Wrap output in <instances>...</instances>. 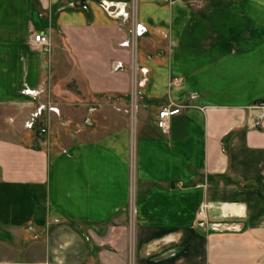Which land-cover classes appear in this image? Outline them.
Instances as JSON below:
<instances>
[{
  "label": "crops",
  "instance_id": "obj_1",
  "mask_svg": "<svg viewBox=\"0 0 264 264\" xmlns=\"http://www.w3.org/2000/svg\"><path fill=\"white\" fill-rule=\"evenodd\" d=\"M261 99L264 0H0V105L97 107L0 136V264H264Z\"/></svg>",
  "mask_w": 264,
  "mask_h": 264
},
{
  "label": "rangeland",
  "instance_id": "obj_2",
  "mask_svg": "<svg viewBox=\"0 0 264 264\" xmlns=\"http://www.w3.org/2000/svg\"><path fill=\"white\" fill-rule=\"evenodd\" d=\"M33 39V37H32ZM42 50V49H41ZM47 51L46 53H48ZM70 85V84H69ZM61 88L63 89V86L65 85H60ZM59 86V87H60ZM66 88L72 89L73 93L77 94V86H73L71 84L70 86H65ZM59 91V90H58ZM62 102V101H60ZM55 104L53 106H50L49 111L51 112V116L47 117V114H44V110L46 107L44 106V109H40L42 111V114L40 111L38 112L40 115H38L36 118H33V115L28 116L26 115L24 117V112H27L26 107L23 108V110L20 107L16 106H1L0 105V136L1 137H9V138H18L22 133H21V125H23L24 129H30L28 127V122L30 126L32 123H35L37 126L40 127V132L36 134L40 136V138L49 136L47 129H49L51 126L54 127L56 126V132H50V135L54 138H57V144L58 145H63L66 142H69V137L68 134H70L68 131L71 128H73V133L75 135V139L81 138V136L87 135V133L84 134L78 133L77 130L83 125L86 124L87 121L95 123L97 122V118L93 116V112L96 110V105H93V102L89 101H71V102H66L65 104V110L63 107L59 106V101L54 102ZM64 103V102H62ZM82 103V104H80ZM96 104V103H95ZM136 100H135V95H133V99H129V101L126 102V106H118L115 108L119 110L120 112H123L126 114L131 122V124L134 123L136 119ZM60 108V109H59ZM62 108V109H61ZM54 115V116H53ZM50 118V119H49ZM49 123V124H48ZM67 125L68 129L65 127ZM12 129L13 131H5L6 129ZM65 128V129H64ZM23 129V128H22ZM35 130V129H34ZM23 135H26L25 133ZM17 236H23L21 235L20 231H17L15 229H7V228H0V237H5V238H15Z\"/></svg>",
  "mask_w": 264,
  "mask_h": 264
},
{
  "label": "built area",
  "instance_id": "obj_3",
  "mask_svg": "<svg viewBox=\"0 0 264 264\" xmlns=\"http://www.w3.org/2000/svg\"><path fill=\"white\" fill-rule=\"evenodd\" d=\"M32 46L40 48L44 52L49 51L50 46H51L49 36L43 32L35 33L32 39ZM130 99H133V98H130ZM251 108L258 111V117L255 123L256 125H259L262 118L264 117V99L257 100L256 102H254ZM179 111H180L179 106H175L172 104L162 106L158 110L157 116H156L155 124L157 128H159L161 132L165 133L169 127L168 121L170 117L178 114Z\"/></svg>",
  "mask_w": 264,
  "mask_h": 264
}]
</instances>
